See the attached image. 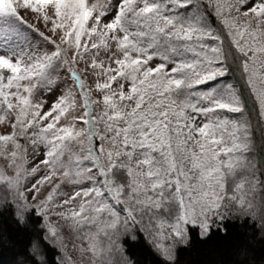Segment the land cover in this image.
<instances>
[{
  "label": "rangeland",
  "instance_id": "1",
  "mask_svg": "<svg viewBox=\"0 0 264 264\" xmlns=\"http://www.w3.org/2000/svg\"><path fill=\"white\" fill-rule=\"evenodd\" d=\"M208 1L231 27L236 43L241 48L251 49L252 55L247 65L248 78L257 95L264 96V15H261L259 8L246 12L243 6L247 0ZM256 2L259 3V0ZM144 5V2L134 3L133 0L122 3H118V0H0V11L3 12H14L16 8L28 9L24 12L25 20L56 45L54 48L38 33L22 28L30 38L22 62L9 63L0 59V69L5 70L0 71V180H10L12 187L19 181L23 187L25 178H29V184L34 183L30 178L36 170L39 176L44 177L37 188L38 203L44 202L49 190H54L57 184L62 183L64 187L55 193L59 199L50 205L53 212L70 214L72 209H79L82 205L85 209L88 205L96 209L86 210L79 222L65 225L62 218L52 221L58 226L56 243L67 258L66 264H106L102 259L104 253L111 249L112 244L115 246L114 238L119 236L123 225L122 233L131 232L123 215H111L114 209L110 208L108 198H98L95 192H91L89 181L97 188L100 186L95 180L97 173L89 175L92 165H85L78 177L70 178L64 173L70 165V161L65 158L68 150L75 155L86 151L90 146L89 136L86 135L88 117L85 95L91 110L98 106L101 114L113 113V108L124 113L139 106L137 100L143 98L144 101L151 93L168 90L164 76L159 75L155 69L158 61L141 51L148 45H136L130 38L132 33L146 30V24L143 25L138 20L143 16L137 15ZM118 8L120 19L112 23ZM102 12H106L107 16L101 18ZM223 12L226 15L222 16ZM156 26L154 22L153 27ZM160 26H163V21H160ZM11 44L16 47L24 46L18 40H13ZM8 45V40L0 37V54ZM125 47L128 48L127 51L122 50ZM16 51L19 52V48ZM46 56L51 57L52 61L61 60L63 70L56 76L47 73L44 79H39L32 70L33 57ZM191 75L185 74L186 77ZM216 83L219 81L208 82L199 87H213ZM55 96L64 97L56 110L40 107H47ZM224 99L230 100L231 97L225 95ZM177 112L183 118H178ZM224 115L222 112L210 113L207 119L215 121ZM45 117L49 118L44 123V128L52 124L57 131L68 130L60 135L73 136V130L76 134L72 139L56 142L57 149L63 144H67L69 148L65 149L63 156L50 154L48 159L52 163L47 166L39 160L49 151L48 142L55 140V137L50 133L46 139H41L39 130ZM203 123L205 118L197 119L190 110L179 107L171 112L161 110L158 120L144 124L145 145L153 144L154 141L155 147H159L161 143L166 145L169 161H174L175 169L160 181L153 182L149 177L154 173H149L147 165L137 164L138 160L143 159L139 155L141 151L134 154L131 165L133 184L139 193H143L140 196L142 206L152 207L155 200L159 199V195L153 194V183L164 184L165 200L171 199L176 204L174 219L158 223L156 243L166 259L172 258L173 241L179 239L174 231L179 228L183 233L185 221L189 224L212 223V218L216 215L213 209L221 204L225 194L224 169L227 167H221V164H226L229 159L225 149L232 146V126L229 125L212 136L210 130L201 133L200 126ZM30 126L31 130L28 131ZM221 136L224 142L214 143ZM20 137L23 138L19 139ZM100 143L104 148L101 163L110 170L108 152H113V163L115 146L106 139ZM153 158L158 159L159 153H155ZM232 158L235 159V154ZM202 164L207 165L203 172ZM53 168L54 171L50 173L49 169ZM176 171L180 172L179 187L176 183ZM49 175L53 178L48 179ZM85 188L89 192H83ZM74 193H79L78 199L68 200L65 204L64 201ZM2 196L3 192L0 190V198ZM101 209L104 210L103 214ZM60 228L63 230L60 231Z\"/></svg>",
  "mask_w": 264,
  "mask_h": 264
},
{
  "label": "snow or ice",
  "instance_id": "2",
  "mask_svg": "<svg viewBox=\"0 0 264 264\" xmlns=\"http://www.w3.org/2000/svg\"><path fill=\"white\" fill-rule=\"evenodd\" d=\"M243 7L246 12L259 8L261 15H264V0H259V3L256 0H247ZM27 10L26 8H16L14 12L0 11V37L6 38L9 42V45L0 54V59H5L9 63L22 62L25 48L30 44V38L27 33L22 31V28L31 29L54 48L56 47L53 40L25 20L24 12ZM137 15L146 18V30L136 31L131 34L130 38L135 41L136 45L147 44L148 47L143 48L141 51L143 54L150 56L151 59L158 61L155 69L159 75L164 76L168 84L166 95L169 99L167 105L161 103L159 107H154L152 101L155 97H150L146 110L141 107L131 112L121 113L113 108V113L97 114L89 108L88 97L85 95L84 103L88 117L86 135L89 136L88 143L90 146L86 151L75 155L70 149L68 150L65 158L70 161V165L64 174L70 178L73 176L78 177L85 165L93 166L89 175L96 172L95 180L100 186L97 188L95 184L89 181L91 192H95L98 198L101 199L107 197L110 208L114 209L111 215H123L131 229L130 233L126 232L124 234L122 243L117 250L118 258L123 261V264H129V262L130 264H140L137 252L134 251L137 246H142L152 255L157 256L160 264H176L175 258L165 259L154 250V240L150 239L152 233L141 227L144 221L140 219L138 222L136 219L137 213L132 208L129 200L122 199V197L128 196L139 201L140 196L143 195V193L138 192L135 184L131 181L125 186L124 181L121 179L122 176L132 174L128 165H130L131 158L137 148H146V150L139 153L143 159L138 160L137 164H146L149 173H154L150 175V181H160L164 175L170 174L175 169L174 161H169L168 153L165 150L166 145L161 143L159 147H155V141L153 144L145 145L143 121L149 119V114H153L152 118L154 119L155 114H159L164 107L175 105L190 110L191 114H194L197 119L205 118V123L200 126L201 133L210 130V135L215 136L217 131L222 132L231 125L232 146L225 149L229 159L226 164L222 163L221 167L226 166L235 171L237 165L241 163L247 165V158L253 154L255 155V167L252 168L251 175L254 177V184L259 189L260 196L257 200L255 198L256 192H253L251 200L247 203L251 215H246L243 221L245 219L251 220V224L255 227L259 222L260 228L264 229V96H258L251 81H246L257 101V119L253 123L251 117L246 115L247 109L243 98L240 96L239 89L231 81L225 79L231 71L228 67V54L224 51L223 38L218 34H213L208 29V24L212 23L215 13L206 3V0H146L144 7L140 9ZM105 16H107V13L102 12L101 18ZM119 19L120 9L118 8L112 23ZM160 21H163L162 27ZM154 22L157 25L156 27H153ZM13 40L20 41L24 46H12L11 42ZM17 48H19V52L16 51ZM122 50L127 51L128 48L125 47ZM9 53L13 55H9ZM155 53L159 55L157 56ZM58 54L57 52L56 55ZM33 61L32 70L39 79H44L52 67V58L48 56L44 58L33 57ZM205 65L208 66L205 67ZM242 68L247 72V60L244 61ZM0 71L5 70L0 69ZM186 73L192 75L186 77ZM213 81H219V83H216L213 87H199ZM80 87L82 88L83 85L81 84ZM29 91L32 90L29 89ZM225 95L230 96L231 99L225 100ZM62 99L64 97L55 96L51 99L50 104H47V107L45 105H40V107L43 109L51 107L56 110ZM105 99L107 101V98ZM136 103L137 105L143 104V98L137 100ZM221 112L225 114L223 118L215 121L207 119L208 114ZM50 115L51 113H49ZM176 115L178 118H183L179 112ZM48 118L45 117V120L41 121L39 130L41 139H46L51 133L55 140L48 142L49 151L39 160L45 166L52 163L48 159L50 154L63 156L65 149L69 148L67 144H63L57 149L56 142L72 139L76 135L75 130H73V136L60 135V133H67L68 130L60 129L57 131L53 129L52 124V127L44 128L43 125ZM80 123H84V121H80ZM149 126L151 125L149 124ZM30 130L31 126L28 131ZM136 134L139 135V138ZM105 139H110V142L115 146V156L117 157L115 163H111L113 152H108L111 171L108 170V166L101 163L104 148L100 141ZM223 142V136L214 141L217 144ZM129 147L131 151L126 150ZM97 151L101 155H97ZM157 152L159 158H153ZM241 152L244 153L243 160L239 156ZM233 154H235V159L232 158ZM125 158L128 160L127 164L124 163ZM206 167V164L201 165L202 172ZM53 171L54 168L49 169L50 173ZM175 175L177 176V187H179L180 172L176 171ZM110 177H113V179H110ZM52 178V176H48V179ZM30 179L34 183L29 184V178H25L23 187L20 186L19 181L16 182L15 187H12L10 180H0V190L3 192V196L0 198V208L11 207L18 230L15 238L7 241V246L12 251L11 261L0 254V264H63V261L67 258L63 256L56 243L58 226L53 224L52 221L62 218L65 225L69 222H79V218L85 215L86 210L96 211V209H93L91 205H88L85 209L82 205L79 209H72L70 214L62 211L53 212L50 205L59 199L55 193L59 192L64 185L62 183L57 184L54 190H49L45 201L38 203L36 201V197L39 195L37 188L40 187V180H43L44 177L39 176L37 171L34 170ZM56 179L58 180V177ZM118 180L120 181L119 185L116 183ZM250 182L241 179L235 185L233 191L245 189L246 184ZM168 183H171V181H168ZM224 187L225 191H228L227 186ZM157 188L159 189L158 192ZM163 188L164 184L153 183V194L159 195V199L155 200L154 206H152L153 213H163L165 210L164 197L166 194L163 192ZM83 192L87 193L89 189L85 188ZM78 197L79 193H74L64 203L67 204L68 200H76ZM224 199H232L234 205L238 201L239 206H242L245 202L243 196H225ZM29 201H32V203H29ZM221 207H223V204L214 207L213 210L216 215L212 219H218L216 228L223 232L225 229L222 222L226 220V216L220 213ZM103 211V209L100 210L101 214H103ZM49 213L52 214L49 215ZM148 223L155 224L152 216H149ZM80 226L83 227L82 224ZM116 227L118 230L119 225L117 224ZM194 229H198L202 241L213 243V246H216L215 242L209 239L213 230L211 223L197 224L193 222L189 224L185 221L183 233L177 228L174 235L183 239L184 234H189L190 230ZM59 230L62 231L63 229L60 228ZM236 242V237L228 236L220 242L219 246H232ZM189 243L190 236L181 247H187ZM0 246H3L2 239H0ZM52 249L56 250L55 258L51 256Z\"/></svg>",
  "mask_w": 264,
  "mask_h": 264
},
{
  "label": "trees",
  "instance_id": "3",
  "mask_svg": "<svg viewBox=\"0 0 264 264\" xmlns=\"http://www.w3.org/2000/svg\"><path fill=\"white\" fill-rule=\"evenodd\" d=\"M125 0H119V3H122ZM134 3L144 2L146 0H133ZM206 3L211 7V10L215 13V17L212 23L208 24V29L213 34H218L223 38V47L225 53L228 54V67L231 69L226 80L231 81L240 92V96L243 98L244 105L247 109V116H250L253 123L257 119V101L254 98L252 92L249 89V84L246 82L249 80L248 71L245 72L242 68L244 61L247 60V65L250 61V57L252 55L251 49L240 47L234 38L233 31L231 27L227 25L224 20L221 18L217 9L208 1ZM226 15V13H221V15ZM138 20L144 25L146 24L145 17H139ZM61 60L53 61L51 69L48 71L49 75L56 76L62 71ZM167 91L163 93H151L144 100V103L137 106L136 108H145L147 106V102L150 97H155L152 101L154 107H159L161 103L167 105L169 97L166 95ZM175 99V97H173ZM178 106L170 105L164 107L162 110H167V112H171L173 109ZM134 108V109H136ZM133 109V110H134ZM132 110V111H133ZM94 113L101 114V109L96 106L95 109L92 110ZM161 112V111H160ZM159 112V114H160ZM159 114H155V118L153 119V114H149V119L143 121L145 123H151L158 120ZM167 118V117H166ZM110 140V139H106ZM127 151H131L129 147L126 149ZM137 151H143V148H137ZM135 152V153H136ZM134 153V154H135ZM97 155H100V152L97 151ZM241 160L244 159V153H239ZM117 157L115 156L114 162H116ZM248 164L245 165L241 163L237 165L235 171L230 168H225V181L224 186H227L228 191H225L224 187V197L222 199L221 204L223 207L220 208V213L226 216V220L222 222L223 228L225 231H220L217 227L218 219H212V227L213 230L210 234V241L215 242L216 246H213V243L202 241L199 236L198 229L190 230L189 234H184L183 239L179 238L176 241H173V256L175 258L176 264H264V229L260 228L259 222L256 227L251 224V220L243 218L246 215H251L248 211L247 203L251 200L253 196V192H256V199L259 200V189L255 187L254 177L251 175L252 168L255 167V155L249 156ZM134 155L131 158V163L128 167L131 168L133 165ZM124 163L127 164L128 160L125 158ZM127 170V169H126ZM111 171V168L110 170ZM237 174H239L237 176ZM235 177V178H234ZM113 179V177H110ZM121 179L124 181L125 186L132 180V176H122ZM243 179L245 181H251L246 184L245 189L233 191L235 185L239 183V181ZM117 185H119L120 181H116ZM225 196L229 197H241L243 196L244 204L239 206V202L237 204H233L232 199H224ZM124 200H129L132 205V208L136 211L137 217L139 220L143 219L144 223L141 224V227L152 233L150 239L154 240L153 248L159 254V256L163 257L157 247V235L159 232L158 223L161 220H173L177 207L176 204L171 199L165 200L164 212L163 213H153L152 207H146L141 205V200L137 201L135 198H129L128 196L122 197ZM136 201V202H135ZM147 210V211H146ZM149 216H152L155 224L148 223ZM243 221V222H242ZM124 227V225H123ZM122 227V231L123 228ZM17 225L16 221L13 219V214L11 207L0 208V239L3 240V246H0V254L4 256L5 259L11 261L12 259V251L7 246V241L14 239L17 235ZM119 233V236L114 238V244L111 245V249L104 253L103 260L106 264H123V261L118 258L117 250L122 243V237L124 233ZM190 236V243L187 247H181L184 244V241L188 239ZM232 236L237 238L236 244L232 246H219L220 242H222L226 237ZM137 252V257L139 259L140 264H160L159 258L157 256L152 255L147 249L142 246H137L134 249ZM51 256L55 258L56 250H51ZM164 258V257H163ZM171 258V259H172ZM166 259V258H165ZM170 260V259H169ZM63 264H66L65 260ZM130 264V262H129Z\"/></svg>",
  "mask_w": 264,
  "mask_h": 264
},
{
  "label": "clouds",
  "instance_id": "4",
  "mask_svg": "<svg viewBox=\"0 0 264 264\" xmlns=\"http://www.w3.org/2000/svg\"><path fill=\"white\" fill-rule=\"evenodd\" d=\"M47 127H52V125L50 124V125H48Z\"/></svg>",
  "mask_w": 264,
  "mask_h": 264
}]
</instances>
